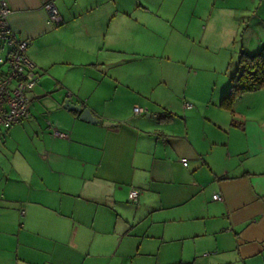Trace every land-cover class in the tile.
Returning a JSON list of instances; mask_svg holds the SVG:
<instances>
[{
  "label": "rangeland",
  "instance_id": "obj_1",
  "mask_svg": "<svg viewBox=\"0 0 264 264\" xmlns=\"http://www.w3.org/2000/svg\"><path fill=\"white\" fill-rule=\"evenodd\" d=\"M102 9L83 17H98ZM111 10L110 20L115 19L119 29L110 39V49L107 47L100 52L101 58L112 60L111 64L93 66L98 72L87 67L71 66L70 69L62 65L55 68L54 74L66 77L68 73L74 85L88 82V93H94L90 88L99 84L100 89L95 88V91L103 92L102 97L108 93L112 95L102 101L106 110L115 116L127 115V106H132L133 117L136 106L147 110L145 115H137L136 119L151 126L152 136L148 133L139 141L138 146L142 148L135 156L136 163L135 159L131 163L133 150L138 147L136 139L127 137L126 131L121 136L128 149L124 148L125 157L123 153L119 158L122 162L117 165L120 183L115 191V201L108 195L111 187L85 182L83 171L88 168L80 164L77 154L71 155L65 142L57 140L60 137L55 135L54 129L69 136L72 134L59 124V121L67 122L68 119L60 118L57 112L50 110L54 99L49 96L32 102L29 119L2 132L0 195L4 201L10 196L20 197L22 201L26 199V212L30 200L46 204L48 207H41L48 210L35 217L37 227L48 228L51 224L62 227L73 223L79 232H86L77 237L75 247L78 251H91L96 238L107 239L111 254L99 258L102 264L120 263L113 261L116 249V260L121 259L120 252L127 254L129 250L131 258L144 257L137 249L140 245L151 252L149 258L153 261H161L168 249L181 253L184 247V255H187L192 251L196 232H203L208 223L206 217L212 193L207 187L200 189L184 183L180 190L183 202L166 205L167 201L160 202V198L155 197V191L140 189L149 176L137 168L147 167L148 161L156 157L170 161L179 175L193 172V160L186 158L189 166H185L174 152L165 154L164 148L157 151L152 148L153 139L160 132L171 142L188 132L206 152L204 157L211 160L219 174L239 169L245 159L242 153L247 151L248 145L243 130L231 122L233 114L245 113L250 108L257 114L255 116L264 118V91L243 94L234 102V113L218 104L222 94L229 92L240 53L257 54L264 46V0H116L111 3ZM84 68L87 70L83 71ZM91 77L95 79L93 82ZM139 82L142 83L140 87L137 86ZM41 86L42 82L34 92H39ZM50 88L52 93H57L52 84ZM141 88H145L146 95L143 96ZM155 96L165 99V104L155 101ZM186 102L193 105L191 110L186 108ZM164 108L172 111L174 116L163 119ZM213 113L218 115L213 116ZM215 117H221V125ZM100 137L104 135L101 133ZM160 143L164 146L162 141ZM52 148L64 152L59 158L62 171H52L57 167L46 159ZM78 173L81 176L78 177ZM133 188L141 191L140 202H129L128 194ZM154 203L155 207L150 208ZM163 204L169 207L159 209L165 206ZM189 214L195 217H189ZM43 242L47 248L51 247L50 241ZM56 253H65L64 258H74L71 246L68 250L65 246H58ZM90 258L94 256L90 255Z\"/></svg>",
  "mask_w": 264,
  "mask_h": 264
},
{
  "label": "crops",
  "instance_id": "obj_2",
  "mask_svg": "<svg viewBox=\"0 0 264 264\" xmlns=\"http://www.w3.org/2000/svg\"><path fill=\"white\" fill-rule=\"evenodd\" d=\"M6 1L12 9L9 23L18 37L29 41L27 56L37 65L40 74L39 83L42 82V86L40 91L35 93L34 90L38 87V83L31 92L32 102L44 96L53 97L54 105L50 110L52 113L57 112L60 118L64 116L68 119L67 122L59 121V124L63 128H67L74 138L72 140L71 135L54 129L65 134V136H58L60 138L57 140L65 142L66 147L71 149L69 150L71 155L77 154L80 164L83 163L82 166L88 168L85 172L83 171L85 182L104 188L111 187V193L108 195H111V200L115 201V191L117 184L120 183L116 174L117 165L118 162H122L119 160L120 156L124 153L125 157V149H128L124 140H121V136L126 131L127 137L136 139L138 146L139 141L144 140L143 137L148 133L149 136H152L151 126L136 119L137 115L132 116V106H127L129 109L127 115L115 116L108 112L102 100L112 95L108 93L102 97L101 93L103 92L97 93L95 88L100 89L99 84L92 85L90 88V91L95 94L88 93L86 89L88 82H85L84 85H74L72 76H68V73L66 77L59 76L54 74V70L58 66L65 65L70 69L71 66L72 68L80 66L79 68L87 67V69L98 72L93 66L111 64L112 60L101 58L100 52L107 47L110 49L111 46H108L112 45L110 39H112L113 33L119 29L116 20H110V15H113L111 3H115L116 0H54L62 18V23L58 26L49 21L45 5L50 0ZM100 8H103V12L99 11L98 17L92 19L83 17L94 14ZM125 33L126 31L123 32L124 35ZM135 45L138 47V44ZM135 58H139L138 53L135 54ZM111 78L116 81L114 76ZM90 79L92 82L95 80L92 77ZM140 83L137 85L138 87L141 86L142 83ZM51 84L57 93H52ZM140 90H142L143 96L146 95L145 88ZM225 93L221 98L227 94ZM153 98L160 102L159 104L162 102L165 104V99H159L156 96ZM218 99H220V95H218ZM67 100L82 108H89L101 122L90 123L81 120L80 113L77 115L75 110L64 106ZM134 104L136 105V103ZM187 109L191 110L192 108ZM163 111L170 110L164 108ZM217 115L218 113H213V116ZM255 115L257 114L250 108L245 113L233 114L231 122L239 123L234 126H240L239 128L243 130L246 135L245 142L248 145L245 149L247 151L242 153L245 157L244 161L239 169L236 171L233 169V172L227 170L225 173L219 174V170L211 160L204 157L206 152L200 148V144L188 132L185 133L186 136L181 137L182 140L176 137L174 142L169 141V137L167 138L164 133L160 132L155 135L156 138L153 139L155 142L152 145L154 151L164 148L165 154L174 152L183 161L189 158L193 160L194 170L191 173L187 171L182 176L178 174L170 161L168 163L167 159L155 157L148 161L147 167L138 166L137 168V170H144L149 176L145 182H142L143 185L140 189L155 191L157 193L155 197L160 198V202L167 201L166 205L172 206L177 202H183L180 191L183 185L181 184L191 183L200 189L207 187L212 193L211 206L206 217L208 223L205 224L203 232H196L192 251H189L187 255H184V247L181 253L168 249L163 254L161 261H153L152 258H149V255H152L151 252L144 250L140 245L137 249L145 258H131L129 250L127 254L120 252L121 259L116 260L115 256L118 253L116 249L113 261H120L119 264H177L193 261L196 264H264V118ZM147 116L150 115L147 114ZM220 118L215 117L218 120V125H221L222 122ZM108 121L112 122V125L104 124ZM3 130L9 131L10 128L1 129L0 137ZM101 133L104 135L103 138L100 137ZM160 141L164 143V146ZM140 148L142 147L138 146L133 150L131 163L134 159L136 163L135 156L140 152ZM63 153V151L52 148L51 154L46 157L47 160L53 161L57 167V170L52 171H62L59 158ZM206 167L208 170L205 169ZM79 176H81L80 173H78ZM132 187H135L134 184ZM132 190L140 192V202L141 191L136 188ZM216 194L220 195L222 199H214ZM25 203L26 199L22 201L20 197L12 196L4 201L0 195V264H102L99 258L110 256L111 246H109V241L103 238L93 240L91 251L76 250L78 235L87 233L79 232L73 223L62 227L54 226V224L48 228L45 226L43 229L37 227L35 217L39 213L47 211L48 208L44 207L48 206L30 200L27 203L28 211L26 212ZM166 205L160 206L159 209L168 208L169 206ZM11 207L15 209H11ZM152 207H155V203L150 206V208ZM62 213L63 216H66L64 212ZM189 217L195 216L189 214ZM209 218L212 220L209 221ZM95 232L97 233V230ZM43 241L48 243L50 241L51 247L47 248L43 245ZM141 243L143 244V241ZM58 246H65L67 250L71 246L74 258H64L65 253L57 254L56 247ZM47 251L50 252L48 253L49 257ZM90 255H93L94 258H90Z\"/></svg>",
  "mask_w": 264,
  "mask_h": 264
},
{
  "label": "built area",
  "instance_id": "obj_3",
  "mask_svg": "<svg viewBox=\"0 0 264 264\" xmlns=\"http://www.w3.org/2000/svg\"><path fill=\"white\" fill-rule=\"evenodd\" d=\"M49 21L53 25L62 23V18L54 0L45 5ZM12 13L6 0L0 1V132L1 129H9L31 117V92L40 81L37 65L27 56L29 41L18 37L16 31L9 23ZM186 108H192V104L186 103ZM135 115L147 112L142 107L134 108ZM55 135L65 136L55 130ZM184 165L187 162L184 160ZM140 193L132 190L129 199L133 203L139 202ZM214 199L221 200L218 194ZM24 214V211H22Z\"/></svg>",
  "mask_w": 264,
  "mask_h": 264
},
{
  "label": "trees",
  "instance_id": "obj_4",
  "mask_svg": "<svg viewBox=\"0 0 264 264\" xmlns=\"http://www.w3.org/2000/svg\"><path fill=\"white\" fill-rule=\"evenodd\" d=\"M60 25V24H59ZM58 26V25H56ZM264 89V46L257 54H248L241 52L235 74L230 80V89L228 94L220 100L219 106L233 111L234 102L243 94L255 92ZM193 107V105H192ZM77 115L79 112L74 111ZM146 114V113H145ZM142 114V115H145ZM80 115V114H79ZM174 116L170 111H165L163 119H170ZM235 125L239 123L234 122ZM177 264H196L193 262L177 263Z\"/></svg>",
  "mask_w": 264,
  "mask_h": 264
},
{
  "label": "water",
  "instance_id": "obj_5",
  "mask_svg": "<svg viewBox=\"0 0 264 264\" xmlns=\"http://www.w3.org/2000/svg\"><path fill=\"white\" fill-rule=\"evenodd\" d=\"M66 108L75 110L80 113L79 117L81 120L90 122V123H100L101 120L89 109L82 108L79 105L73 104L70 100H67L65 105ZM105 125H112L110 122H104Z\"/></svg>",
  "mask_w": 264,
  "mask_h": 264
}]
</instances>
